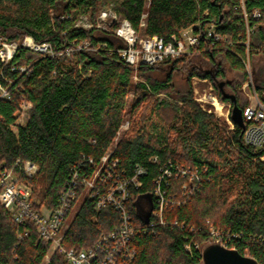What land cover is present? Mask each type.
<instances>
[{
    "label": "trees",
    "instance_id": "1",
    "mask_svg": "<svg viewBox=\"0 0 264 264\" xmlns=\"http://www.w3.org/2000/svg\"><path fill=\"white\" fill-rule=\"evenodd\" d=\"M104 8L127 19L143 38L169 39L198 23L202 28L217 25L221 41L206 47L202 43L191 56L135 69L118 56L116 50L126 44L114 33L76 27L83 16L95 22ZM255 10L261 12L260 20L253 17ZM245 11L254 28L250 58H264V0H246ZM247 23L240 0H0V37L14 43L29 35L64 53L50 58L19 48L8 64L0 61V81L10 91V99L0 101V170L17 158L36 163L38 173L25 180L39 199L36 208L54 209L74 171L90 173V160L99 164L111 149L137 71L141 81L135 87L131 123L112 156L128 176L137 165L148 169L128 202L138 226L145 223L142 209L155 207V180L162 168L178 166L188 173L167 189V196L178 202L165 210L170 225L134 235L136 255L131 264H202L204 246L213 243L211 228L228 238L222 245L264 264V146L246 145L245 130L234 122L233 131L221 127L215 115L194 100L191 85L198 77L233 106L219 88V82H225L224 89L236 97L237 106L242 111L249 106L242 91L248 75L239 58L246 56ZM68 49L76 50L67 54ZM24 67H29L26 73L19 70ZM230 71L239 76L230 80ZM178 73L187 75L181 89L176 86ZM253 76L262 96L264 65L255 66ZM24 101L32 108L27 121L17 125ZM184 186L192 195L185 194ZM81 197L80 189L78 200ZM173 220L178 226L171 225ZM119 223L115 207L98 210L86 197L63 244L87 248ZM25 230L29 234L20 240ZM49 252L34 227L17 225L0 203V264H42ZM49 264L66 262L54 252Z\"/></svg>",
    "mask_w": 264,
    "mask_h": 264
},
{
    "label": "built area",
    "instance_id": "2",
    "mask_svg": "<svg viewBox=\"0 0 264 264\" xmlns=\"http://www.w3.org/2000/svg\"><path fill=\"white\" fill-rule=\"evenodd\" d=\"M240 2L247 23L246 0H240ZM206 12L208 13V11ZM145 17L144 15L143 19ZM253 17L260 20L261 12L255 10ZM142 24L144 25V20ZM246 26L247 39L244 43L246 56L239 57L248 75V81L243 89L247 88L249 90L248 97L250 100L249 106L243 111L246 124L244 141L246 145L261 149L264 146V92L260 96L255 87L254 70L250 58V35L254 28H251L248 23ZM76 27L87 30L96 27L103 32L114 33L126 44L125 47L116 50L118 56L135 69L139 66H156L181 57L191 56L197 52L202 43L206 47L210 42L221 41L217 25L212 24L202 28L198 23L182 30L178 35H172L169 39L161 36L140 38L133 30L130 22L119 16L112 8L102 9L95 22H92L88 16L81 17L77 21ZM83 46H88V44L85 43ZM19 48L27 49L41 57L55 58L64 54L54 52L50 43H39L29 35L25 36L19 43H9L5 38L0 37V61L8 64L14 59ZM81 49L82 46L77 50ZM75 50L68 49L66 53L70 54ZM19 70L26 73L29 67ZM206 91L208 93L202 94L201 89L195 86L193 89L194 100L203 109H205L204 105L206 104L214 106L216 112L221 116H224L225 111V118L231 123L230 115H232L233 106L222 102L215 94L212 85L206 88ZM9 99L10 91L0 81V101ZM31 108L32 104L30 102L24 101L22 103L17 125H23L27 121L28 112ZM128 126L129 122H123L117 133V138L123 131L128 129ZM16 129L17 126L12 127L13 131H16ZM113 151L114 148L110 149L101 158L99 164L91 159L90 164L93 171L90 173L79 174L74 171L54 209L36 208L33 189L24 183L27 182L25 179H31L38 173L39 166L36 163L17 158L11 167L0 170V203L13 216V220L17 225L23 227L32 225L40 241L51 248V252L46 254L43 264L50 263V255L54 252L62 255L66 264H131L136 255L132 242L134 235L137 232H154L158 227L170 225L166 219L165 210L169 205H175L178 202L167 196V189L172 187V181L175 178H178L181 174L186 176L188 172L178 166L162 168V173L155 180L157 186L154 191L155 207L151 210L145 223L138 226L128 208V202L131 198H135L131 190L142 186V178L147 174L148 169L137 165L132 176L126 175L125 172L121 173L119 171V160L112 156ZM153 162L157 163L158 158L154 157ZM192 175V178L196 179L195 174ZM80 189L83 191V196L92 200L98 210L105 205L115 207L119 211L120 223L114 230L102 234L93 245L87 248H66L63 240L70 228L67 221L78 201ZM183 189L185 194L192 195V190L186 186ZM171 225L178 226V221L173 220ZM210 233L213 243L225 245L229 242L226 240L228 238L220 234L215 228H211ZM28 234L29 231L25 230L24 234H19V239L21 240L23 236ZM187 247L189 250L190 247Z\"/></svg>",
    "mask_w": 264,
    "mask_h": 264
},
{
    "label": "rangeland",
    "instance_id": "3",
    "mask_svg": "<svg viewBox=\"0 0 264 264\" xmlns=\"http://www.w3.org/2000/svg\"><path fill=\"white\" fill-rule=\"evenodd\" d=\"M140 38H143V36L142 35H140L139 36ZM24 38H22V40H23ZM21 40V41H22ZM20 41V42H21ZM19 43V42H18ZM251 63H252V68H253V70H254V67L256 66V68L258 69V68H263V65H264V58L263 57H261V56H258V57H256V58H254V59H251ZM254 63H256V65H254ZM205 68H207V66H205ZM160 76V75H159ZM187 75H186V73H178V80H176V86L178 87V88H182V87H184L185 85H184V81H185V77H186ZM238 77L239 75H238V73H235V72H229V75H228V77H229V79L231 80V79H233L234 77ZM160 77H162V75L160 76ZM254 78V77H253ZM198 77H193L192 78V81H191V85H192V87H193V89H194V87L195 86H198L200 89H201V93L202 94H205V93H208V91H206V88H208L209 86H210V84H207V83H204V80H199L198 81ZM141 81V79H139V76H138V74H137V71H135V73H134V76H133V78H132V87H131V92H130V94H129V97H128V102H127V106H126V113H125V119H124V122L125 123H127V122H129V126H130V123H131V119H132V115H133V112H132V105H133V102H134V98H135V87H136V84H138L139 82ZM245 85V84H244ZM243 85V86H244ZM243 86H242V91H243V93L248 97V94H249V90L246 88L245 90L243 89ZM205 88V89H204ZM194 93V92H193ZM161 97H165V95H161ZM248 99H249V97H248ZM249 102H250V100H249ZM198 103V102H197ZM200 105V104H199ZM201 106V105H200ZM205 106V109H203V110H205V111H207L208 113H210V114H214L215 115V117L218 119V121H219V125L221 126V127H224L227 131H233L234 130V124H233V121H231V123L230 122H228V120L225 118V114H226V112L224 111V116H221L220 114H218L217 112H216V110H215V108H214V106H212V105H210V104H206V105H204ZM129 126H128V129H129ZM127 129V130H128ZM127 130H125V131H123L122 133H121V135L118 137V138H116L115 139V141H114V143L112 144V146H111V149H113V148H115V146L118 144V141H119V139L124 135V133L127 131ZM262 160L264 161V157L262 158ZM26 185H28V186H31V188L33 189V186L30 184V183H28V182H24ZM84 197V196H83ZM83 197H81L79 200H78V202L76 203V205H75V207H74V209L72 210V212L70 213V215H69V217H68V221H67V223L71 226V223H72V221H73V219H74V217H75V215L77 214V212H78V210H79V208H80V206L82 205V202H83V200H84V198ZM33 198H34V200L36 201V203L38 204L39 203V199L38 198H36L35 196H34V194H33ZM144 201V200H143ZM145 202V201H144ZM143 202L141 201V200H138V204H142ZM2 205V204H1ZM3 206V205H2ZM147 207V208H146ZM146 207H144V209H142V211H141V213H140V215H143L144 213H146L147 211H148V206H146ZM41 209H43L44 210V207H41ZM11 217H12V219H13V216L11 215ZM50 256H52V253H51V255ZM42 264H43V262H42Z\"/></svg>",
    "mask_w": 264,
    "mask_h": 264
},
{
    "label": "water",
    "instance_id": "4",
    "mask_svg": "<svg viewBox=\"0 0 264 264\" xmlns=\"http://www.w3.org/2000/svg\"><path fill=\"white\" fill-rule=\"evenodd\" d=\"M225 82H219V88L223 97L233 101L232 109V121L243 130L246 128V124L243 117V111L236 104V97L228 95L224 89ZM151 208L140 215L144 220L149 216ZM202 264H259V262L251 257L242 255L236 249H228L218 243H210L204 246L202 254Z\"/></svg>",
    "mask_w": 264,
    "mask_h": 264
},
{
    "label": "crops",
    "instance_id": "5",
    "mask_svg": "<svg viewBox=\"0 0 264 264\" xmlns=\"http://www.w3.org/2000/svg\"><path fill=\"white\" fill-rule=\"evenodd\" d=\"M145 16H147V15H145ZM146 18V17H145Z\"/></svg>",
    "mask_w": 264,
    "mask_h": 264
}]
</instances>
